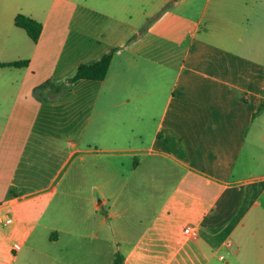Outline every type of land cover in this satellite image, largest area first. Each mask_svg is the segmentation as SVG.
I'll use <instances>...</instances> for the list:
<instances>
[{"label":"crops","instance_id":"crops-1","mask_svg":"<svg viewBox=\"0 0 264 264\" xmlns=\"http://www.w3.org/2000/svg\"><path fill=\"white\" fill-rule=\"evenodd\" d=\"M0 221L23 264L264 263V0H0Z\"/></svg>","mask_w":264,"mask_h":264},{"label":"trees","instance_id":"trees-1","mask_svg":"<svg viewBox=\"0 0 264 264\" xmlns=\"http://www.w3.org/2000/svg\"><path fill=\"white\" fill-rule=\"evenodd\" d=\"M15 25L16 27L23 29L27 33L29 38L35 43L38 41L41 35V32H42V29H43V26L41 23L35 21L32 18L24 16V15H19L16 17ZM145 29L146 28H142L139 31V33H142ZM134 38H132V40ZM114 53H115V50L104 55L101 59H99L98 61L92 64L81 65L77 69L74 76L69 79L68 83L72 84V83H76L81 80L95 81V82L103 81L106 78L108 71L110 69V65L112 63ZM2 66L8 67V68H25L28 66V61L8 63ZM49 84L50 83L47 82L41 88H44ZM63 90L68 91V87L65 86ZM115 264H123V258L117 255L115 257Z\"/></svg>","mask_w":264,"mask_h":264},{"label":"rangeland","instance_id":"rangeland-1","mask_svg":"<svg viewBox=\"0 0 264 264\" xmlns=\"http://www.w3.org/2000/svg\"><path fill=\"white\" fill-rule=\"evenodd\" d=\"M56 123L53 124V127L51 128V132L53 133L57 132L58 124H57V118L54 119ZM66 131H61L60 135H62ZM73 164V163H72ZM70 165V167L72 166ZM69 167V166H68ZM70 169V168H69ZM11 217H14L13 213H9ZM16 225H0V231L2 233V236L4 237L2 239L1 234H0V264H23L20 259H18L15 262H12L9 255H8V249L11 247V245L14 242H17L21 244L18 232L16 230ZM224 263V262H223ZM259 264H264V263H259Z\"/></svg>","mask_w":264,"mask_h":264},{"label":"built area","instance_id":"built-area-1","mask_svg":"<svg viewBox=\"0 0 264 264\" xmlns=\"http://www.w3.org/2000/svg\"><path fill=\"white\" fill-rule=\"evenodd\" d=\"M11 222H12L11 219L6 220V223H11ZM185 234L187 236H190V237H196L197 236V230L194 227H187L185 229ZM20 249H21L20 245H14V247H13V250L16 252H18ZM221 259L223 260V257H221Z\"/></svg>","mask_w":264,"mask_h":264}]
</instances>
